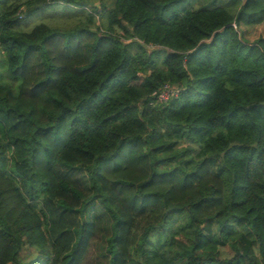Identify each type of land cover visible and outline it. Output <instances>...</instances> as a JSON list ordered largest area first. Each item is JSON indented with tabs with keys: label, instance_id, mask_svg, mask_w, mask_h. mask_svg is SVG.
<instances>
[{
	"label": "trees",
	"instance_id": "1",
	"mask_svg": "<svg viewBox=\"0 0 264 264\" xmlns=\"http://www.w3.org/2000/svg\"><path fill=\"white\" fill-rule=\"evenodd\" d=\"M181 1L0 0V264H264V0Z\"/></svg>",
	"mask_w": 264,
	"mask_h": 264
},
{
	"label": "rangeland",
	"instance_id": "2",
	"mask_svg": "<svg viewBox=\"0 0 264 264\" xmlns=\"http://www.w3.org/2000/svg\"><path fill=\"white\" fill-rule=\"evenodd\" d=\"M192 1H195V0H184V1H181L180 3L176 4L175 6H173L169 11H175V10H180L182 9L183 7H190V2ZM101 3H105V4H109V5H113L114 4V0H96V4L99 6ZM195 4V7H199L200 5V2L199 0H196V2L194 3ZM71 11L66 9H60V8H57L56 10H50L47 11L45 13V16L44 15H41L39 17H35V18H32V19H29V24L30 26L40 22V21H44V22H47L48 24H50L51 26H55L57 25L58 23L59 24H72L76 21V18H74L71 14H69ZM251 35L250 37L252 39H255L256 37L260 36V35H263V32H264V25L263 26H257V27H254V28H251ZM263 31V32H262ZM7 76V75H6ZM9 80L10 78L7 77ZM6 81V80H5ZM11 82V81H9ZM206 225V224H205ZM206 230L207 231H212V232H216L217 228H216V225L215 223H211L210 225L207 224L206 226ZM222 252H223V255H227V254H234V250L231 249V247L229 246H222ZM239 247L242 248L243 247V244L240 242L239 244ZM94 255L95 253H93L90 258H91V261L93 260L94 258ZM90 262V261H89Z\"/></svg>",
	"mask_w": 264,
	"mask_h": 264
},
{
	"label": "built area",
	"instance_id": "3",
	"mask_svg": "<svg viewBox=\"0 0 264 264\" xmlns=\"http://www.w3.org/2000/svg\"><path fill=\"white\" fill-rule=\"evenodd\" d=\"M181 89L176 85L165 83L163 86L155 90L152 95L155 97V102H167L168 100L178 97Z\"/></svg>",
	"mask_w": 264,
	"mask_h": 264
}]
</instances>
